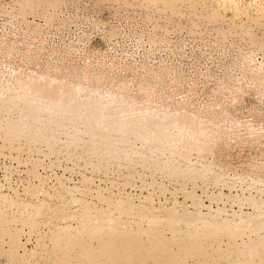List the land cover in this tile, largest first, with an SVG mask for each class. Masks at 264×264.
Segmentation results:
<instances>
[{
  "label": "rangeland",
  "instance_id": "rangeland-1",
  "mask_svg": "<svg viewBox=\"0 0 264 264\" xmlns=\"http://www.w3.org/2000/svg\"><path fill=\"white\" fill-rule=\"evenodd\" d=\"M39 93L75 95L79 107L96 95L128 125L103 143L81 118L59 127L29 114ZM156 119L167 139L150 136ZM93 215L113 227L97 232ZM259 218L264 0H0V264H84L92 252L103 263L121 248L111 227L153 244L141 255L152 264L170 258L158 242L225 221L248 228L218 233L206 264H243L234 254L262 243ZM64 231L87 250L60 245Z\"/></svg>",
  "mask_w": 264,
  "mask_h": 264
},
{
  "label": "bare ground",
  "instance_id": "bare-ground-1",
  "mask_svg": "<svg viewBox=\"0 0 264 264\" xmlns=\"http://www.w3.org/2000/svg\"><path fill=\"white\" fill-rule=\"evenodd\" d=\"M39 94L42 95L44 100H43V102H41L40 105H38L36 107H32L31 105H29L27 108V111L29 114L40 115L44 112L45 113L47 112L46 114H47L48 118H50L51 123L53 122V123L59 125V127L64 126L68 123L76 124L80 120L78 118H81L82 121L83 120L85 121V124H86L89 132L95 134L96 130L101 129L100 131L102 132V135L99 134L101 136V138H100V136L98 138H100L103 141V143L107 142L106 144H110L111 140L113 139L112 138V131L114 132L115 130H109V129L114 128L116 130H125L127 125H128V124L124 123L123 121L120 122L117 119L116 111H115L116 108L115 109L109 108V110L105 111L104 108H102L100 106L101 102L97 99L96 95L95 96L93 95V97L89 101L83 103V105L81 107H79L80 103H78V102L73 103V101L75 100V95L68 97V96H63V95L54 96L55 93H54V95L44 94V93L43 94L39 93ZM34 105H36V104H34ZM84 118H87V119H84ZM160 118H162V117H160ZM163 119H165V118L163 117ZM161 120L160 121L157 120V121L153 122V124H152V130L153 131H151V132H153L154 135L151 133L152 135L150 134V136L158 138V139H167L169 137V135L166 132L161 130V126H162L161 123L163 122V120L162 121ZM57 125H55V126H57ZM100 126L101 127L105 126V127H107V129L101 128ZM135 129L141 130V126H138ZM52 130H54V129H52ZM147 132H149V131H147ZM147 132H142V134H146ZM171 141H173V140H171ZM119 209H121L120 206H119ZM97 216H96L97 217L96 221H94V222H97L96 223L97 232L100 233V231L102 232L103 230L108 229V227L111 225L113 227V223H111V222L109 223L108 221L102 219V216H99V215H97ZM169 218L171 220H176L179 224L183 223V222L184 223L190 222L193 224V222L194 223L198 222L201 219V217L196 216V214H194V215L188 214L185 216L184 215L183 216H177V215L171 214L169 216ZM260 218H262V217H260ZM260 218H259V221L254 224L255 228L264 226V218L263 219H260ZM201 220H200V222H201ZM204 224H207V226H206L207 228H205V230L203 229L204 230L203 232L196 233V234L194 233V234L190 235L189 237H187L186 239L179 240V239H175L176 238L175 237L173 240L169 239V240H171L170 242H163L165 240H163L162 242H158L156 245V249L157 248L162 249L164 253L170 254V258L166 259L165 257L163 258V257L159 256V254H158V257L155 255L156 258H154V262L152 264H170V263L185 264V263L181 262V258L184 259L183 256L190 255L193 253L201 255V257L203 256L202 257L203 259L200 261L199 264H206L207 263L206 259H207L208 255H207L206 251L204 250V245H206V244L208 245L209 243L214 242L216 240L218 233H220V232H223V233L229 235L228 237H230V236L235 237L236 235H238L242 231H244L246 228H248L247 227L248 224L245 222L242 224L241 223L237 224V223H234L231 221H225L221 224H218V223L210 224V223L204 222ZM192 226H194V225H192ZM112 227L108 231L109 243H111V245L113 244L117 247H121V248L123 247L125 249V251H123V253H121L122 250L119 251L121 248L119 250H116L117 248L116 249L114 248L115 250L113 249L112 251L107 252V253H109L110 258L106 259V261L103 263L98 262L99 256H100L99 253L98 252H96V253L92 252V254L89 255L88 262H86V263L83 262V263L84 264H117L118 260L121 257L123 258V255H124L125 257L127 256L131 259V264H147V262L143 261V259H145V258H143V256H141V255H142V253L144 254V252H146L145 255H147V253H148V254H151V256H152L151 252L153 250L152 249L153 247L151 248V246L153 244L151 245V243L149 244L148 242H147L148 244L142 243L140 240L141 237L139 238V234L136 232L134 233V232L129 231V230L123 231L124 229L114 230V229H112ZM195 229H196V227H195ZM85 230L87 233L90 232L89 229H85ZM104 232H106V231H103L102 233H104ZM80 236L73 237V236H71V234H69L67 232L65 233V231H64V233L60 232V234L57 236L56 240L60 245L64 246L65 248L71 244H75V245L77 244V247L81 246L82 249L87 250V247H89L90 244L87 246V243L85 242L86 240L84 241L82 236L81 237ZM158 236H160V235L158 234ZM103 240H105V239H103ZM154 240L155 239H153V241ZM159 240H161V239H159ZM173 243H175V245L178 244L179 250H177V251H179V252H176V251H175L176 253L171 252V249H172L171 245ZM95 251H97V250H95ZM105 251L100 252V254L105 252ZM155 251H158V249ZM63 254H64V257L66 258L67 252L63 253ZM219 255H221V254H219ZM82 256H84V255H82ZM147 256H149V255H147ZM155 256H153V257H155ZM225 256H226V254H225ZM235 256H236L235 261L242 259L243 264H244V260L248 264H264V238L262 240V243L249 244L248 246H246L244 251L243 250H242V252L240 251V253L238 255L234 254V257ZM75 257L77 258V256H75ZM226 258H228V256ZM73 259H75V258H73ZM70 260H72V258ZM101 260H99V261H101ZM62 261H63V259H62ZM78 261L80 262V260H78ZM64 262H66V261L64 260ZM230 264H231V262H230Z\"/></svg>",
  "mask_w": 264,
  "mask_h": 264
}]
</instances>
